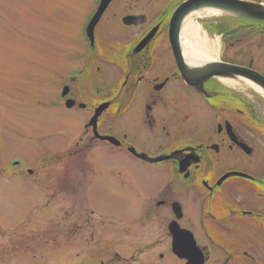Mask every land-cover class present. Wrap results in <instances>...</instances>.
<instances>
[{"label":"flooded vegetation","instance_id":"1","mask_svg":"<svg viewBox=\"0 0 264 264\" xmlns=\"http://www.w3.org/2000/svg\"><path fill=\"white\" fill-rule=\"evenodd\" d=\"M116 1L94 41L75 49L84 74L64 100L74 102L69 110L89 112L86 133L106 147L109 164L108 179L68 173L58 182L59 193L72 196L59 218L60 264L73 259L65 250L77 251L74 264H264V21L224 13L200 21L202 38L216 45L213 58L243 73L195 86L183 79L169 41L172 15L189 0H164L152 16L139 7L119 16ZM112 25L114 35L101 39ZM88 81L92 98L83 91ZM106 187L121 190L118 214L100 210ZM70 222L71 239L64 237Z\"/></svg>","mask_w":264,"mask_h":264},{"label":"rangeland","instance_id":"2","mask_svg":"<svg viewBox=\"0 0 264 264\" xmlns=\"http://www.w3.org/2000/svg\"><path fill=\"white\" fill-rule=\"evenodd\" d=\"M92 1L0 0V264H60L61 251L55 246L61 238L59 218L61 211L64 215L70 212L72 199L69 193H59L61 176L93 173L108 179L107 149L91 142L86 133L89 112L44 105L58 92L66 72L82 62L72 51L79 46V27ZM163 1L118 0L114 13L122 15L124 10L139 7L152 16ZM114 33L113 25L105 26L100 37L105 39ZM83 91L92 98L94 85L88 81ZM85 146L93 163L89 169L75 162L71 168L56 162L40 166L42 159L70 147L80 152ZM10 159L39 171L33 176L20 167L9 171ZM93 175L88 179H94ZM162 179L146 183L152 185ZM114 190L121 192L120 188ZM119 193L106 187L98 203L100 210L110 207L118 214L123 203ZM90 196L94 205L96 198ZM79 202L84 205L82 197ZM64 232L65 238L74 236L71 222ZM39 241H47V246L39 247ZM65 252L68 259L73 257L69 262L74 264L77 251Z\"/></svg>","mask_w":264,"mask_h":264},{"label":"water","instance_id":"3","mask_svg":"<svg viewBox=\"0 0 264 264\" xmlns=\"http://www.w3.org/2000/svg\"><path fill=\"white\" fill-rule=\"evenodd\" d=\"M203 10H214L235 18L264 21V5L227 0H191L182 5L175 12L171 21L170 41L180 71L184 78L195 86L212 77H219L220 75L235 77L243 73L240 68L212 61L200 60L199 65H193L195 64L194 61L191 62V60L184 58L180 42L181 25L192 13ZM103 110L104 107L99 109L95 119Z\"/></svg>","mask_w":264,"mask_h":264},{"label":"bare ground","instance_id":"4","mask_svg":"<svg viewBox=\"0 0 264 264\" xmlns=\"http://www.w3.org/2000/svg\"><path fill=\"white\" fill-rule=\"evenodd\" d=\"M215 16H220V13L214 10H203L194 12L188 18L185 19V22L181 29L180 40L183 44V51L186 53L188 59L191 60V62H195V64L193 65H199L200 60L202 59L212 58L216 56V45L214 43H210L209 40H204L202 38L199 23L202 20L209 19ZM228 83L233 86H237L238 88L244 91L248 89L247 87L237 84L235 82Z\"/></svg>","mask_w":264,"mask_h":264}]
</instances>
